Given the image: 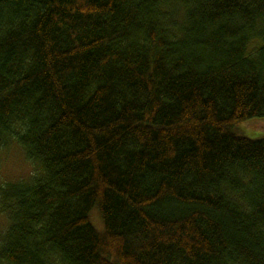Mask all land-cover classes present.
<instances>
[{"label": "trees", "instance_id": "obj_1", "mask_svg": "<svg viewBox=\"0 0 264 264\" xmlns=\"http://www.w3.org/2000/svg\"><path fill=\"white\" fill-rule=\"evenodd\" d=\"M260 117L264 0H0V264H264Z\"/></svg>", "mask_w": 264, "mask_h": 264}, {"label": "rangeland", "instance_id": "obj_2", "mask_svg": "<svg viewBox=\"0 0 264 264\" xmlns=\"http://www.w3.org/2000/svg\"><path fill=\"white\" fill-rule=\"evenodd\" d=\"M237 132L253 139L264 137V117L250 119L236 125ZM7 152V153H6ZM0 155V182L3 179L15 180L27 176L30 167L24 162L23 156L16 147Z\"/></svg>", "mask_w": 264, "mask_h": 264}]
</instances>
